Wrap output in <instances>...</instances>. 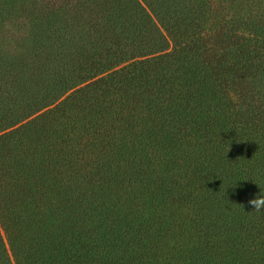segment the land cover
Wrapping results in <instances>:
<instances>
[{
  "label": "trees",
  "instance_id": "1",
  "mask_svg": "<svg viewBox=\"0 0 264 264\" xmlns=\"http://www.w3.org/2000/svg\"><path fill=\"white\" fill-rule=\"evenodd\" d=\"M264 0H0V264H264Z\"/></svg>",
  "mask_w": 264,
  "mask_h": 264
},
{
  "label": "clouds",
  "instance_id": "2",
  "mask_svg": "<svg viewBox=\"0 0 264 264\" xmlns=\"http://www.w3.org/2000/svg\"><path fill=\"white\" fill-rule=\"evenodd\" d=\"M259 188H260V192L257 194L256 198L251 199L249 201V204L253 207V209L257 213L264 212V188H262L261 186H259Z\"/></svg>",
  "mask_w": 264,
  "mask_h": 264
}]
</instances>
